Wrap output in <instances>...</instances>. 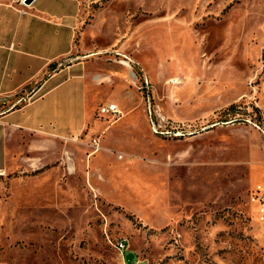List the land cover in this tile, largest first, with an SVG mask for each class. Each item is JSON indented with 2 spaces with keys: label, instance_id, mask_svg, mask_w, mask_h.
I'll return each mask as SVG.
<instances>
[{
  "label": "rangeland",
  "instance_id": "obj_1",
  "mask_svg": "<svg viewBox=\"0 0 264 264\" xmlns=\"http://www.w3.org/2000/svg\"><path fill=\"white\" fill-rule=\"evenodd\" d=\"M80 1L93 119L2 177L0 263L264 264V0Z\"/></svg>",
  "mask_w": 264,
  "mask_h": 264
},
{
  "label": "crops",
  "instance_id": "obj_2",
  "mask_svg": "<svg viewBox=\"0 0 264 264\" xmlns=\"http://www.w3.org/2000/svg\"><path fill=\"white\" fill-rule=\"evenodd\" d=\"M81 12L80 0H0V236L2 177L93 119L100 77L73 57Z\"/></svg>",
  "mask_w": 264,
  "mask_h": 264
},
{
  "label": "built area",
  "instance_id": "obj_3",
  "mask_svg": "<svg viewBox=\"0 0 264 264\" xmlns=\"http://www.w3.org/2000/svg\"><path fill=\"white\" fill-rule=\"evenodd\" d=\"M177 82H179L178 79H173L171 83L176 84ZM100 113L102 115H113L115 117H120L121 116V110L119 109V106L116 103H108L105 105H102L100 107ZM152 109H149V115H150V121L154 124L155 126V122L152 118ZM157 132V129H156ZM258 202L261 205V211L263 213L262 215V219L264 220V194H262L259 199ZM128 250V244L125 241H122L119 243V251L121 252L122 255H124Z\"/></svg>",
  "mask_w": 264,
  "mask_h": 264
},
{
  "label": "water",
  "instance_id": "obj_4",
  "mask_svg": "<svg viewBox=\"0 0 264 264\" xmlns=\"http://www.w3.org/2000/svg\"><path fill=\"white\" fill-rule=\"evenodd\" d=\"M35 0H24V4L27 6H30L34 3ZM135 255L133 253H130L127 255V261L129 264H132V260L134 259Z\"/></svg>",
  "mask_w": 264,
  "mask_h": 264
},
{
  "label": "bare ground",
  "instance_id": "obj_5",
  "mask_svg": "<svg viewBox=\"0 0 264 264\" xmlns=\"http://www.w3.org/2000/svg\"><path fill=\"white\" fill-rule=\"evenodd\" d=\"M124 65H127L126 63H124ZM259 190H261L260 188H258Z\"/></svg>",
  "mask_w": 264,
  "mask_h": 264
},
{
  "label": "trees",
  "instance_id": "obj_6",
  "mask_svg": "<svg viewBox=\"0 0 264 264\" xmlns=\"http://www.w3.org/2000/svg\"><path fill=\"white\" fill-rule=\"evenodd\" d=\"M234 107L232 106V108L231 109H233Z\"/></svg>",
  "mask_w": 264,
  "mask_h": 264
}]
</instances>
